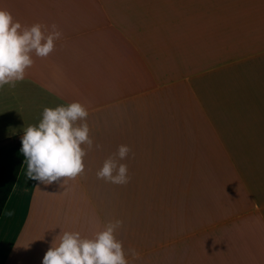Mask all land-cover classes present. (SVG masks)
I'll use <instances>...</instances> for the list:
<instances>
[{
	"label": "crops",
	"instance_id": "1",
	"mask_svg": "<svg viewBox=\"0 0 264 264\" xmlns=\"http://www.w3.org/2000/svg\"><path fill=\"white\" fill-rule=\"evenodd\" d=\"M0 9L62 34L49 56L32 54L23 81L0 88V146L45 107L76 101L93 140L83 173L60 183L28 179L24 159L0 215V264H43L64 231L91 238L116 220L128 264H264V0ZM121 145L128 182L98 178Z\"/></svg>",
	"mask_w": 264,
	"mask_h": 264
},
{
	"label": "clouds",
	"instance_id": "2",
	"mask_svg": "<svg viewBox=\"0 0 264 264\" xmlns=\"http://www.w3.org/2000/svg\"><path fill=\"white\" fill-rule=\"evenodd\" d=\"M61 35L56 25L46 34L39 23L22 26L10 12L0 9V88L6 84L15 87L16 82L23 81L26 69L34 63L32 54L49 56ZM88 115L87 108L78 101L45 107L38 125L24 129L21 152L27 163L28 179L51 185L83 173L86 150L82 145L91 149L93 140L88 124L77 122L85 121ZM129 152L127 145H121L115 156L104 161L97 177L113 184H126L128 168L119 161ZM121 224L120 220L110 221L91 238H83L78 231H64L59 243L52 244L45 253L43 264H128L123 244L115 235ZM131 255L134 259L139 257L135 250H131Z\"/></svg>",
	"mask_w": 264,
	"mask_h": 264
},
{
	"label": "trees",
	"instance_id": "3",
	"mask_svg": "<svg viewBox=\"0 0 264 264\" xmlns=\"http://www.w3.org/2000/svg\"><path fill=\"white\" fill-rule=\"evenodd\" d=\"M21 140L0 146V215L24 162Z\"/></svg>",
	"mask_w": 264,
	"mask_h": 264
}]
</instances>
